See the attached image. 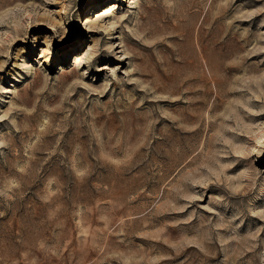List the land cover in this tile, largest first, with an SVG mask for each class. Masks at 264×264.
<instances>
[{"label":"rangeland","instance_id":"rangeland-1","mask_svg":"<svg viewBox=\"0 0 264 264\" xmlns=\"http://www.w3.org/2000/svg\"><path fill=\"white\" fill-rule=\"evenodd\" d=\"M262 134L264 0H0V264H264Z\"/></svg>","mask_w":264,"mask_h":264},{"label":"bare ground","instance_id":"bare-ground-1","mask_svg":"<svg viewBox=\"0 0 264 264\" xmlns=\"http://www.w3.org/2000/svg\"><path fill=\"white\" fill-rule=\"evenodd\" d=\"M117 1V0H116ZM106 8H108V9H105V11L103 12V15H106V14H108V13H111L112 11V8H113V4H110V5H108V7H106ZM87 25H89V23L87 24ZM102 26V25H101ZM105 27V26H104ZM105 30H106V27H105ZM82 60V59H81ZM262 137L264 138V134H262ZM261 137V138H262Z\"/></svg>","mask_w":264,"mask_h":264}]
</instances>
